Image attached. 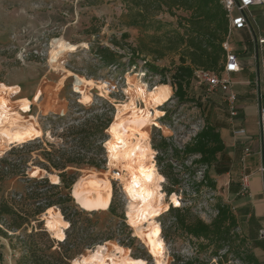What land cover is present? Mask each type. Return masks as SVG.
Instances as JSON below:
<instances>
[{"label":"rangeland","instance_id":"374dc122","mask_svg":"<svg viewBox=\"0 0 264 264\" xmlns=\"http://www.w3.org/2000/svg\"><path fill=\"white\" fill-rule=\"evenodd\" d=\"M253 11L264 33V6L253 7ZM127 12L126 0H0V105L12 106L26 118L33 117L42 131H45L41 143L33 146L30 151L24 150L23 155L29 160L26 173L33 177L31 171L33 166H37V161H42L43 148H49L47 142L55 144L56 147L66 146L65 142L71 138L67 132L69 126H79L86 119H90L95 127L94 116L99 113L100 104L105 102L111 104L114 109L112 120L105 130L106 141L110 145L114 141L111 126L116 113L115 103H122L131 98L136 105L148 110L149 123L145 127H132L129 130L131 136L125 139L137 140L138 144H142L149 152L153 180L161 191V196L155 203L161 206L166 203L169 207H189V211L184 212L188 220L198 217L210 222L216 213V202L220 199L226 203L222 195L223 187L218 185L213 166L194 163L193 160L197 159L198 155L177 160L171 149L161 154L153 147V141H158L159 135H162L172 147L183 149L209 121L208 101L215 91L208 93L206 84L199 82V78L195 76L187 88L185 100L180 101L174 95L171 80V72L178 63L174 53H166L159 59H155L152 54L148 55L151 64L163 69L162 72L155 73L156 75L145 69L141 59H137L135 64L130 63L129 48L137 46L141 31L127 25L131 19ZM174 12V16L166 11L156 14V20L162 23L160 32L166 29L168 24L175 25L177 15L185 13L181 9H174ZM155 27V24L149 27L145 35H152ZM124 32L128 34L127 37L121 36ZM58 40L67 45L69 50L59 58V64L54 68L51 65L50 53L53 44ZM145 40L148 42L149 37ZM114 41L118 42V47ZM229 43L234 47V52L238 53L239 60L250 69L252 47L248 35L233 33ZM100 46L118 50L122 57L113 63L102 62L97 53ZM103 81L110 83L107 87L108 93L105 92L106 97L101 96L96 88V84H102ZM163 89L166 90L165 94ZM96 136L95 133L91 136L94 143L87 146L93 156H101L104 159L101 168L89 165L79 168L67 167L70 172L76 173L71 188L74 183H79L76 199L73 186L72 203L77 210L89 214L97 229L105 230L106 227L112 226L113 238L108 241L129 248L130 256L134 254L144 257L148 264H152L153 257L143 242L134 236V230L128 222L127 200L119 181L110 179L115 215L108 209L86 210L77 201L82 178L88 172L87 169L94 168L99 174L107 170V148L104 147V142L101 143L104 151L100 153V141H96ZM22 143L25 142H11V145L2 150L0 157H19L22 152L15 150L9 154V151L12 147H20ZM159 157H163L162 162L158 160ZM166 164L168 178L161 173ZM205 171L215 181V187L210 186L209 180L203 179ZM48 173L57 176L58 172L54 170ZM2 183L3 192L0 191V195L3 194L8 200L10 196L18 200V194L25 188L24 179L18 175L9 176ZM166 187H171L174 191L168 194L164 190ZM167 210L155 216L160 225L159 234L165 242L163 264L171 263L174 252L184 259L193 256L197 244L196 239L188 237L174 227L169 239L163 237L160 221ZM121 213L123 217L119 216ZM42 217L45 219V222L42 221V227H48L47 233L52 238V232L57 230V219L52 209L43 211L39 219ZM172 221L173 218L167 216L166 226ZM235 232L240 234L238 229ZM10 233L12 232H8ZM248 245L236 237H231L226 247L227 256L221 258V264H250L246 257ZM89 249L91 248H84L83 252L74 258L87 253ZM224 252L223 249L220 254ZM19 254L18 248L13 249L9 239L0 233V264H16ZM215 260L216 258H212V261Z\"/></svg>","mask_w":264,"mask_h":264},{"label":"trees","instance_id":"16d2710c","mask_svg":"<svg viewBox=\"0 0 264 264\" xmlns=\"http://www.w3.org/2000/svg\"><path fill=\"white\" fill-rule=\"evenodd\" d=\"M126 2L127 15L129 17L131 15L127 25L141 31L137 46L129 48L128 61L135 64L137 59L144 60L143 66L147 70L160 73L163 69L151 64L148 55L152 54L155 59H159L166 53L176 54L178 63L171 72V80L174 95L180 101L185 100L187 88L195 77L196 69L214 73L223 70L226 55L223 43L227 36L228 20L220 0H126ZM174 9H181L185 13L177 15L175 25L168 24L167 28L160 32L162 23L156 20V14L166 11L174 16L176 15ZM154 24L155 32L146 36L147 29ZM121 36L127 37L128 34L124 32ZM146 37H149L148 42L145 40ZM113 43L118 47L117 41ZM97 53L102 62L108 64L122 57L118 50L108 46H100ZM162 92L165 94L166 90L163 89ZM113 110V106L108 102L102 103L99 113L94 116L95 127L92 126L90 119H86L79 126H69L67 132L71 138L65 142L66 146L56 147L55 144L47 142L49 148H43L42 161H37V166L47 172L56 170L59 178L57 184L49 182L47 176L29 177L26 173L29 160L25 154L23 155L24 150L30 151L33 146L41 143L43 136L22 143L18 148L12 147L9 154L14 153L15 150L22 152L17 158L8 155L0 157V191H2V182L9 176L18 175L25 182L24 191L18 194V200L13 196L8 200L3 194L0 195V233L9 239L13 249L18 248L20 254L16 264H71L70 260L73 261L74 256L82 253L84 248H92L113 238L112 226L106 227L105 230L97 229L89 214L76 209L72 203V194L74 186L76 199L79 183L75 181V185L73 184L71 188L76 173L67 169L68 166L79 168L82 165L101 168L104 159L101 156H93L87 145L94 143L91 136L95 133L98 138L96 141H100V153L104 151L101 143L104 142V147L107 148L105 130L112 120ZM153 147L161 154L171 149L177 160L198 155V158L193 160L194 163L201 166L212 165L217 173L226 171L225 168L218 166L225 156L224 143L217 126L209 121L183 149L172 147L162 135H159L158 141H153ZM162 158L159 157L158 160L162 162ZM166 167L167 164L164 165L161 173L168 178ZM203 179L209 180L210 186L215 187V181L206 171L203 173ZM164 190L168 194L174 191L171 187H166ZM113 197L114 193L108 211L115 215ZM53 206L57 208L53 209ZM214 207L216 213L210 222L198 217L188 220L184 212L189 211V207H169L167 213L162 216L161 231L165 239L171 237L174 227L197 240L193 256L184 259L174 252L170 264H221V258L227 256L226 247L231 237H236L243 244H249L244 236L235 232L238 224L231 206L219 199ZM48 208L52 209L57 219V230L52 233L58 240L49 237L48 227L45 226L44 229L42 220L39 219L41 213ZM119 216L123 217V214ZM167 216H171L173 221L166 226ZM122 224L124 227V222ZM8 232L12 233L8 234ZM247 247V262L258 264L250 246ZM223 249L225 252L220 254ZM200 253L204 255L201 256ZM130 257L140 256L132 254ZM237 257L240 259L239 255ZM212 258L216 260L212 261Z\"/></svg>","mask_w":264,"mask_h":264},{"label":"bare ground","instance_id":"6f19581e","mask_svg":"<svg viewBox=\"0 0 264 264\" xmlns=\"http://www.w3.org/2000/svg\"><path fill=\"white\" fill-rule=\"evenodd\" d=\"M68 50V46L62 41L58 40L53 44L50 61L54 68L58 66L59 58ZM108 86L109 84L104 81L102 84H96L101 96H107L105 92L108 93ZM115 107L112 131L110 129L114 141L106 149L107 170L100 175L99 171L93 170L94 168L87 169L88 172L82 178L77 201L86 210H107L112 199L110 179H117L127 200L126 214L134 230V236L143 242L153 257L152 264H163L165 242L159 234L160 225L155 216L166 211L169 206L166 203L163 206L155 203L159 200L161 191L153 180L149 152L142 144H138L137 140L125 139L131 136L129 130L132 127L148 125L149 112L145 107L136 105L131 98L122 103H115ZM42 136L44 132L36 119L26 118L12 106L0 105V153L11 145V142H28ZM43 172L44 170L38 166H33L31 175L42 177ZM48 176L51 183H59L58 176L50 174ZM72 264L148 263L144 258H131L129 248L106 241L94 245L87 253L74 258Z\"/></svg>","mask_w":264,"mask_h":264},{"label":"crops","instance_id":"0c3cea01","mask_svg":"<svg viewBox=\"0 0 264 264\" xmlns=\"http://www.w3.org/2000/svg\"><path fill=\"white\" fill-rule=\"evenodd\" d=\"M262 13L264 15V11ZM233 33L248 35L244 30ZM239 61L242 69L230 74L232 88L237 94V115L230 116L224 92L220 89L208 102L209 122L217 126L225 148L224 159L218 166L226 171L217 173L214 169V172L218 185L223 187L222 195L236 216L239 233L247 239L258 264H264V239L259 237V231L264 228V175L256 171L261 161V139L256 125L258 106L253 83V60L250 69ZM240 127L245 133L235 135L234 130ZM246 147L249 148L247 154ZM244 174H248L246 185L242 182Z\"/></svg>","mask_w":264,"mask_h":264},{"label":"built area","instance_id":"2783aa9c","mask_svg":"<svg viewBox=\"0 0 264 264\" xmlns=\"http://www.w3.org/2000/svg\"><path fill=\"white\" fill-rule=\"evenodd\" d=\"M220 2L226 11L228 20L227 36L223 43L226 51L223 70L219 73H214L203 69H196L195 76L199 78V82L206 84V91L208 93H213L217 89L224 92V100L228 106L230 116L235 117L237 115V94L232 88L230 74L239 72L242 66L238 54L234 52V48L229 43V39L234 31L244 30L248 34L252 45L253 83L255 100L258 106L256 125L261 139V161L256 171L264 175V34L253 11V7L264 6V0H220ZM142 62L144 64L145 61L142 60ZM154 75L156 74L154 73ZM107 83L110 85L109 82ZM244 133L245 130L242 127L234 130L235 135ZM248 152L249 148L246 147L245 153L247 154ZM115 175H118V170H116ZM247 179L248 174H244L242 176L244 185H246ZM114 180L118 181L115 178ZM259 237L264 239V228L259 231Z\"/></svg>","mask_w":264,"mask_h":264},{"label":"water","instance_id":"95a60500","mask_svg":"<svg viewBox=\"0 0 264 264\" xmlns=\"http://www.w3.org/2000/svg\"><path fill=\"white\" fill-rule=\"evenodd\" d=\"M49 174H50V173H48L47 171H44V172H43V175H42V174H41V175H42V176H47V177L49 178V176H48ZM41 220L45 222L44 217H42ZM52 238L55 239V240H58L57 238H55V237H53V236H52ZM70 263L72 264V261H71V260H70Z\"/></svg>","mask_w":264,"mask_h":264}]
</instances>
